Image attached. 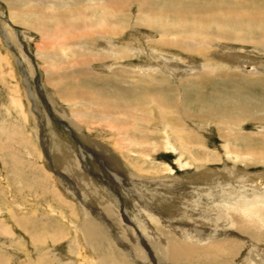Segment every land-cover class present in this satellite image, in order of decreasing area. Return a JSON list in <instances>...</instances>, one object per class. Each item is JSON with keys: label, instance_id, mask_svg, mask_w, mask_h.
Instances as JSON below:
<instances>
[{"label": "bare ground", "instance_id": "1", "mask_svg": "<svg viewBox=\"0 0 264 264\" xmlns=\"http://www.w3.org/2000/svg\"><path fill=\"white\" fill-rule=\"evenodd\" d=\"M0 1L10 21L42 39L36 55L56 97L79 116L73 128L85 143L106 148L111 169L137 186L120 190L143 219L137 229L120 191L108 185L113 199L95 183L108 184L94 171L104 166L94 150L71 149L59 136L60 152L42 149L48 159L36 169L47 180L53 172L65 186L72 182V199L38 180L48 196L42 210L0 209V264H264V62L218 51L221 43L264 51V0H137L135 15L133 0ZM213 119L221 150L243 167L217 173L206 165L217 158L204 136ZM93 120L111 139L122 136L118 153L81 131ZM246 123L256 130H244ZM161 148L194 174L179 179L169 163L159 179L136 174L147 170L128 152L148 158ZM256 164L262 168L247 169Z\"/></svg>", "mask_w": 264, "mask_h": 264}, {"label": "rangeland", "instance_id": "2", "mask_svg": "<svg viewBox=\"0 0 264 264\" xmlns=\"http://www.w3.org/2000/svg\"><path fill=\"white\" fill-rule=\"evenodd\" d=\"M131 3V12L135 15V10L137 8L138 1L133 0L131 1ZM8 16L9 12L7 9V5H5L4 1H0V29L4 35H0V146L7 144L6 149H8L7 154L3 149H0V209L3 210L2 212H4L5 210H14L15 212H20L21 214L22 211L25 212L31 209H39V211L42 210V208L45 207L43 205H46V203H48L46 202L48 201V196L43 195L42 191L38 189L39 186L36 182L38 180H42L44 182L46 181L49 190L53 188L55 189L57 187L59 188V191L62 193V195L65 194L64 196L67 199L68 196L69 199H72L71 195L73 193L71 194V192H73L72 186L74 185L72 182L67 181V186H65L66 184H63L64 179L59 176H56V174L53 172H51L50 175L52 176H49V180H47V178H45V174H43L41 171H37L36 169L38 165H41V163H43L44 165V162H46L48 159L46 156L47 154H45V151H43L44 149H54L56 152H60L61 148L58 144L59 142L56 141L55 138L62 136V138L64 140H67L68 143L71 145V149H76L78 145L82 143L83 147H89L94 150L93 152L97 155L98 158H100V162L104 166L103 171L101 170V168H97L96 166L94 167H96L97 169H93L95 172H99L101 175H103L102 177L106 179V182L108 184L106 185L105 182H99L97 180H94L93 177L91 179H93L95 183L104 188L107 191L106 193L113 199L117 198V194L113 192V190L109 189V186L116 188V190L118 189L117 192L120 191V196L123 198L124 205L128 210L132 223L137 229H140L141 222L143 223V219L141 217L139 218V215L135 211H133L134 209L131 208L132 206L129 205L128 200L125 199L120 190L125 186H131V188L137 186L132 182H129L128 179L126 180V176L124 175V173L121 172L122 170H114V168L111 169L112 166L108 164V160L104 157L105 152H107L106 148L97 145L96 148H94L95 146L85 143L84 140L81 139V136L79 137V131H76V129L73 128L75 127L74 124L75 122H77L79 116L76 114V112H73V106L60 101L56 97L50 81L46 78V72L43 68V64L40 63V61L38 60L39 57L36 55V46H38V48L43 46V41H41L42 39L37 35L36 32L31 31L29 29H25L21 25H17L16 23H14L13 20L10 21ZM137 31L139 30H134L135 33ZM26 33H28V36L25 35ZM137 34L139 33L137 32ZM4 37L8 38V42L5 40ZM221 44H219L222 46L220 48L215 45L217 49L219 48L218 51L222 50V52L232 53L240 56H244L245 54L247 56L248 53V56L252 55L260 62H264V51L259 48L257 49V47L240 49L239 47L231 46L230 48H227L229 46L228 43H225V45L224 43ZM213 50L215 51L216 48ZM217 54L223 55L222 53L211 52L208 57L215 62L220 61L223 64L231 66L229 62L224 61L220 58H216ZM18 61L20 62V64L18 63ZM242 64L251 66L250 68H252V65L249 62H244ZM242 64L240 65V68H243V71L250 70V68L245 69L244 67H242ZM214 77L218 78L217 75H214ZM27 90L29 92L31 91V95H33L34 100H30ZM247 91L252 90L247 88ZM68 111L70 112V114ZM58 112H66L67 114H69V117L59 116ZM60 117L61 119L64 118L62 119L63 122L68 124L67 128L63 126V122H61V119L59 120ZM217 122L218 120L213 119V121L208 127L211 131L209 132V130H206V133H204V136H206L207 146L211 149L210 151H212L209 155H214L216 153L215 156L217 157L214 161H206V165L210 166V168L212 167L213 170H217V173L225 169V166L226 168H230L232 166L243 167V164L240 162L238 163V161H230V159L225 156L223 150H221L222 148H220V143L222 141L220 135L216 130L217 126L215 125ZM99 123H101V121ZM99 125L100 124L97 125L96 120L89 121L85 124L80 123L82 129L81 131H83L84 133L86 132L85 134L88 137L94 139L95 141L99 140V142L102 144L104 143L106 147L109 146L108 149L111 148L110 150L112 152L114 151L118 153L119 149L115 146V143H118L117 141L121 140L122 136L121 139L119 138L117 141V138L111 139L109 137V133H107L109 132L107 130V127L103 124H101L100 126ZM255 128L256 127L251 123H246L243 126V129L246 131L256 130ZM201 130L203 131V128H201ZM104 134L106 135V137ZM7 136L9 137V139ZM52 138L54 139V141ZM43 146L45 148H43ZM214 148L215 150L217 149V152H215ZM27 152L30 153L32 159H30L31 157L27 155ZM8 153H11L12 155L10 156V154L8 155ZM40 153L42 156L41 158H39L38 156L40 155ZM128 155H130L129 157L134 158L135 162L133 163H136L135 165L141 166V162L143 161L142 168L147 170V173L140 174L139 172H136V174H139L140 177L145 176L146 178H161L160 176H164L167 174L163 168L164 163H169L173 167V170L176 173V175L173 174V176L175 175L179 179L185 180L182 178V176L190 177L194 174L192 171L194 169L193 166L190 167L188 170H185L186 172H184V170L182 171L181 169H178L174 160L177 158L176 152L165 151L161 148L153 150L148 158H145L144 156H140L138 154L132 155V153L130 152H128ZM142 157H144V159ZM94 159H97L96 156L94 157ZM29 163L32 164L30 165ZM226 164L230 166L227 167ZM49 167L50 166L46 164V168L48 170ZM258 168L260 169L262 167H260L259 164L247 166V169L250 172H254ZM129 170H132V166H130ZM62 171L67 172L64 170ZM67 174H69V172ZM108 175L109 177L107 181ZM217 175L219 176V174ZM32 178L36 183L31 180ZM118 180H120L121 183ZM57 181L61 182L59 183L60 185ZM174 181L175 180H170L169 182L173 183ZM119 183L123 186L120 187ZM156 184L158 185V183ZM66 193L68 196L66 195ZM41 194L42 196H40ZM152 203L154 204V202ZM17 204L21 205V207L18 208L16 206ZM45 211H47V209H45ZM138 224L140 227H137Z\"/></svg>", "mask_w": 264, "mask_h": 264}, {"label": "water", "instance_id": "3", "mask_svg": "<svg viewBox=\"0 0 264 264\" xmlns=\"http://www.w3.org/2000/svg\"><path fill=\"white\" fill-rule=\"evenodd\" d=\"M246 66V65H245ZM249 67V66H246V68ZM36 85V84H35Z\"/></svg>", "mask_w": 264, "mask_h": 264}]
</instances>
